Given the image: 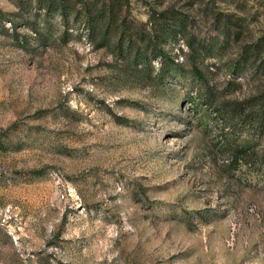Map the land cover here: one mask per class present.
<instances>
[{
  "label": "rangeland",
  "instance_id": "374dc122",
  "mask_svg": "<svg viewBox=\"0 0 264 264\" xmlns=\"http://www.w3.org/2000/svg\"><path fill=\"white\" fill-rule=\"evenodd\" d=\"M166 8L210 47L204 79L183 36L155 81L162 57L132 72L83 23L0 0V264H264V133L203 96L256 93L264 73L228 66L264 36V0H129L127 15ZM214 14L238 33L222 50ZM235 142L253 153L233 162Z\"/></svg>",
  "mask_w": 264,
  "mask_h": 264
},
{
  "label": "trees",
  "instance_id": "16d2710c",
  "mask_svg": "<svg viewBox=\"0 0 264 264\" xmlns=\"http://www.w3.org/2000/svg\"><path fill=\"white\" fill-rule=\"evenodd\" d=\"M38 2L48 13L60 14L66 24L72 20L83 23L90 42L96 47H105L122 58L125 67L132 72H139L142 69L151 71L155 68L153 60L162 57L161 74L154 79L155 81L164 79V71L169 63L171 66L179 65L165 50V41H176L183 36L189 49L185 57L192 63L193 73L198 78H205L203 69L196 64V58H201L210 47L196 41L195 36L187 31V17L173 8L153 13L147 22H134L127 15L129 0H38ZM212 20L226 40L218 44L217 49L222 50L224 45L230 42V38L238 39V33L231 30L229 21L224 22L218 14H214ZM228 68L234 71L253 68L255 72L264 73V36H260L251 44H243L238 57L230 61ZM230 81L232 83L235 80ZM256 87L257 91L252 97L228 106L227 103L219 101L216 91L210 85L205 87L203 96L219 117L224 115L236 118L237 122H247V125L250 124L264 133V79L259 77ZM233 147L232 152L235 156L232 157L233 162L238 161L241 156L253 153L247 143L235 142Z\"/></svg>",
  "mask_w": 264,
  "mask_h": 264
}]
</instances>
